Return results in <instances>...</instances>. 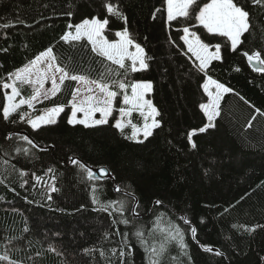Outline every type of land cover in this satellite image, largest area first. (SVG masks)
I'll return each mask as SVG.
<instances>
[{
	"label": "trees",
	"instance_id": "16d2710c",
	"mask_svg": "<svg viewBox=\"0 0 264 264\" xmlns=\"http://www.w3.org/2000/svg\"><path fill=\"white\" fill-rule=\"evenodd\" d=\"M113 2L119 5L130 32L151 57L147 70L129 77L152 82L148 97L161 113L157 117L161 127L144 144L125 139L111 126L113 118L109 124L95 128L68 125V102L77 86L74 81H66L55 97L35 108L22 105L4 120L7 89L2 84L8 73L46 48L53 47L63 61H74L76 71L101 60L91 53L90 46H72L60 39L69 31V23L107 17L105 34L109 39L115 38V32L125 23L108 15L104 0H0V25H10L0 27V180L4 181L0 183V254L7 250L10 258L21 264H109L98 252L84 251L102 246L110 256V249H119L122 242L119 235L103 238L104 231H115L111 220L119 217L96 210L91 188L95 184L97 195L108 201L123 198V193L114 190L115 185H127L139 201L140 222L151 227L156 216L167 213L165 221L173 219L185 230L187 249L170 245L165 264H260L264 230L257 228L249 234L239 226L264 225V115L255 111L258 108L264 113V72L256 70L243 55L245 51H259L264 58V6L252 5L248 0L252 27L242 37L244 42L232 51L227 38L206 33L194 17H178L169 25L166 13L156 12L163 7V0ZM184 27L196 30L211 45L221 44L222 59L212 62L208 75L232 89L223 95L221 115L214 120L216 126L193 137L197 149L191 148L187 134L207 123L199 107L208 100L202 88L207 77L196 71L198 62L180 39ZM32 92L31 86L24 85L19 97L26 99ZM60 104L66 106L65 112L54 125L33 130L26 122L27 116L20 118L22 113L38 114ZM120 106H114L113 116H117ZM252 116L256 117L253 127L247 128ZM132 118L134 123H142L138 113ZM125 134L130 135L131 129ZM23 136H28L36 147L21 139ZM17 148L30 151L18 152ZM70 157L91 169L106 167L114 179L88 181ZM49 167L54 169L60 189L51 193L52 200L46 199V183H53L52 174H46ZM21 170L28 175L21 178ZM33 172L44 177V182L38 184ZM25 179L29 183L21 187ZM156 199L164 204L156 206ZM181 216L191 223L184 224ZM116 227L127 230L122 224ZM191 227L197 229L195 238ZM131 243L135 251L129 264H147L143 248L135 238ZM201 245L212 246L224 256L205 252ZM111 262L119 264L115 257Z\"/></svg>",
	"mask_w": 264,
	"mask_h": 264
},
{
	"label": "snow or ice",
	"instance_id": "6c2138e0",
	"mask_svg": "<svg viewBox=\"0 0 264 264\" xmlns=\"http://www.w3.org/2000/svg\"><path fill=\"white\" fill-rule=\"evenodd\" d=\"M251 4L264 6V0H251ZM247 6L248 0H244V3H241V0H208V2H204V0H163V7L157 8L156 12L161 13V15L166 13V22L169 25L173 21H177L178 17L185 19L194 17L196 24L201 26L206 33L227 38L232 51H236L238 46L244 42L242 37L252 27L250 11L247 10ZM103 7L109 16L124 20L125 26L115 32V38L109 39L105 34L109 25V18L99 16L84 18L79 23H69L67 25L69 31H66L60 37L64 43L72 46L77 44L82 48L90 46L91 53L95 57L101 58V60H93L87 68L76 71L72 67L74 61L71 59L63 61L61 57L54 53L53 47L46 48L24 66L8 73L7 81L2 84L4 89H11L10 94L6 95L7 103L2 108V118L4 120H8L22 105L27 104L29 108H34L35 103H43L44 100L55 97L62 91L66 81H74L77 86L72 90V99L68 102L71 110L70 115L67 117L68 125H83L86 128H95L109 124V117H112L115 123L111 126L118 130L125 139L135 141L138 144H144L153 136L154 130L161 127V121L157 119L161 113L153 104V101L148 98V94L153 90L152 82L129 79L131 74L147 70L149 68L147 61L151 57L147 55L141 43L137 42L135 35L130 32L127 26V17L121 11L119 5L114 3L113 0H104ZM67 15L71 17L73 13L69 11ZM153 18H155V13ZM19 22L23 23V21ZM9 26L7 23L0 25L4 28ZM183 33L184 35L180 39L187 46V52L195 57V62H198L195 65L196 71L204 73L207 77L202 84V88L208 100L206 103H201L199 107L207 117L208 123L199 129H193L187 134L191 148L197 149L198 145L193 137L198 132L205 133L216 126L214 119L221 115L223 95L231 92L232 89L208 75L212 62L222 59L221 44L211 45L204 42L201 36L196 31H191L189 27H184ZM212 48H214V51L211 50ZM243 55L250 64L256 62L261 65L262 67L256 70L264 72V58H261L259 51L252 54L245 51ZM94 65H98V67ZM236 70L239 71V69ZM93 73H95L94 76ZM48 82H50L51 87L45 88V84ZM24 85L31 86L33 92L28 98H21L17 101V97L21 95V87ZM213 88L215 91L212 90ZM117 104L122 105L118 108L119 119L113 116L114 106ZM65 107L63 104L54 105L44 108L34 118L28 116L27 113H22L20 118L24 120L28 116L26 122L30 124L33 130H39L43 126L56 124L57 118L65 112ZM255 111L260 115H264L258 108ZM133 113L139 114L142 123L133 122ZM97 114H99V118H96ZM255 119V116L251 117L247 122V128L253 127ZM128 128L131 129L130 135L125 134V130ZM7 138H10V136ZM21 139L36 147L28 136H23ZM16 150L25 153L30 151L29 149L20 148ZM69 159L73 165H78L86 173L88 181H99L102 178L109 177L114 179L111 171L106 167H100L97 173L76 158L70 157ZM4 163L7 164L8 161ZM12 167L15 168V165ZM53 173L54 169L52 167L46 170V174H52L51 180L53 181V183H46L47 200H52L51 193L60 191L55 183L57 177ZM19 175L23 178L28 173L21 170ZM32 176L38 184L44 182V177L38 176L34 172ZM3 182V180H0V183ZM28 183V180H23L21 187ZM114 190L123 193V198L103 201L97 195V186L93 184L91 199L93 205L98 206L97 211L105 212L109 217H119V219L113 218L111 220V227L115 228V231H104L103 238L108 240L113 235H119L122 237L121 246L119 249H110V256L106 254L102 246L85 249V253L98 252L101 258L109 260V264H112L111 257H115L119 264H129V260L133 257L135 251V245L131 243V240L135 238L146 253L147 264H165L170 245H178L181 250L187 249L188 245L184 239L185 230L173 219L165 221L164 217L167 213L156 216L152 226L149 227L140 222V204L131 191V187L115 185ZM154 204L162 206L164 201L156 199ZM179 219L184 224L191 223L186 216H181ZM121 224L127 228L126 231H121L116 227ZM233 227L237 226L233 225ZM239 227L249 234L255 232L257 228L264 230V225L261 224L254 227L244 225ZM190 230L195 238L197 229L191 227ZM201 247L205 252H214L216 256H224L223 252L215 250L212 246L201 245ZM51 250L56 251L55 248H51ZM171 259L175 260L176 257H171ZM0 261L6 262V264H21L20 261L11 259L7 250L0 254ZM260 264H264V256L260 257Z\"/></svg>",
	"mask_w": 264,
	"mask_h": 264
},
{
	"label": "rangeland",
	"instance_id": "374dc122",
	"mask_svg": "<svg viewBox=\"0 0 264 264\" xmlns=\"http://www.w3.org/2000/svg\"><path fill=\"white\" fill-rule=\"evenodd\" d=\"M198 25V24H197ZM190 30L191 31H196V30H193L192 28H190ZM197 32V31H196ZM197 34L198 35H200L198 32H197ZM184 35V34H183ZM202 38V37H201ZM203 39V38H202ZM204 42H206V41H204ZM207 43V42H206ZM211 50H213L214 51V48H212ZM214 79V78H213ZM215 80V79H214ZM51 87V84H50V82H48V83H46L45 84V88H50ZM213 91H215V89L213 88L212 89ZM10 92H11V89H7V94H10ZM149 99H151L150 97H148ZM21 98L20 97H17V101H19ZM25 99V98H24ZM207 102V101H206ZM206 102H204V103H206ZM39 102H37V103H35V106L38 104ZM35 108V107H34ZM40 113H38V114H35V113H29L28 114V116H30V117H32V118H34L36 115H39ZM82 115V114H81ZM113 115H114V111H113ZM28 116H27V118H28ZM96 118H99V114H97V117ZM111 118L112 117H109V121L111 120ZM116 118L117 119H119V112H118V114H117V116H116ZM58 119V118H57ZM132 120H133V118H132ZM215 120V119H214ZM207 123H208V121H207Z\"/></svg>",
	"mask_w": 264,
	"mask_h": 264
},
{
	"label": "water",
	"instance_id": "95a60500",
	"mask_svg": "<svg viewBox=\"0 0 264 264\" xmlns=\"http://www.w3.org/2000/svg\"><path fill=\"white\" fill-rule=\"evenodd\" d=\"M252 64V66L255 68V69H258L259 67H262L261 65H259L258 63H256V62H253V63H251ZM93 169V168H92ZM94 171H96V172H98L99 171V169L97 168V169H93Z\"/></svg>",
	"mask_w": 264,
	"mask_h": 264
}]
</instances>
